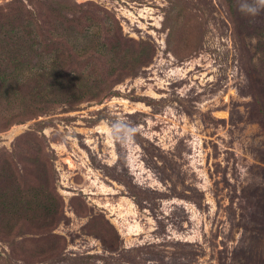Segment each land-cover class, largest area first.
Masks as SVG:
<instances>
[{"label": "rangeland", "instance_id": "374dc122", "mask_svg": "<svg viewBox=\"0 0 264 264\" xmlns=\"http://www.w3.org/2000/svg\"><path fill=\"white\" fill-rule=\"evenodd\" d=\"M0 264H264V0H0Z\"/></svg>", "mask_w": 264, "mask_h": 264}, {"label": "trees", "instance_id": "16d2710c", "mask_svg": "<svg viewBox=\"0 0 264 264\" xmlns=\"http://www.w3.org/2000/svg\"><path fill=\"white\" fill-rule=\"evenodd\" d=\"M40 24V20L35 19V17H30L28 20L25 19V23H24V27L28 28V32L26 33V35L24 34V32H22L21 35L19 36H13V39L10 40L11 36L9 35L7 38L9 39L10 43L9 46L11 49H16L19 47H24L23 49L25 50L24 53H27L28 55L30 53H34V55H38V52L41 51L42 49V44L41 42L38 41V38L40 37L39 31H43V28L41 27ZM51 28V31L53 33H55V39L59 42V40L65 41L68 39L72 40L73 38H76L77 41L78 39L81 38V36H79V34L73 29L74 27L71 26H65V24L62 21L57 20L56 18H54V20L52 19V23L49 25ZM86 37L85 34L82 35L81 40ZM65 43H68V41H65ZM23 55V54H21ZM8 69V68H7ZM14 69H17V66H12L10 67V71H14ZM65 72V70H64ZM63 72V73H64ZM71 76V74H69L68 72L62 74V79H68ZM7 81L4 80L2 83V85H5ZM29 109V108H28ZM32 110H28L31 112L30 115H35L36 113H38V111H41V108H36L33 107L31 108ZM40 109V110H37ZM34 111V112H32ZM27 117L30 116H26L25 114L21 117V116H12V123H21L20 121L23 119H27Z\"/></svg>", "mask_w": 264, "mask_h": 264}, {"label": "clouds", "instance_id": "9594fccd", "mask_svg": "<svg viewBox=\"0 0 264 264\" xmlns=\"http://www.w3.org/2000/svg\"><path fill=\"white\" fill-rule=\"evenodd\" d=\"M253 11H255V9H253ZM131 131H133V132H134V131H135V129L133 128Z\"/></svg>", "mask_w": 264, "mask_h": 264}]
</instances>
